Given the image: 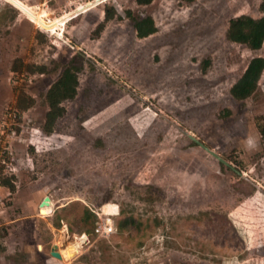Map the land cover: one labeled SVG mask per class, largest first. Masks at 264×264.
<instances>
[{
    "label": "rangeland",
    "instance_id": "obj_1",
    "mask_svg": "<svg viewBox=\"0 0 264 264\" xmlns=\"http://www.w3.org/2000/svg\"><path fill=\"white\" fill-rule=\"evenodd\" d=\"M22 1L48 14L0 0V264H264V71L231 93L264 44L227 37L262 0H99L58 23L96 0ZM75 54L77 94L48 132V90ZM20 96L34 99L21 113ZM79 235L77 257L52 255Z\"/></svg>",
    "mask_w": 264,
    "mask_h": 264
},
{
    "label": "trees",
    "instance_id": "obj_2",
    "mask_svg": "<svg viewBox=\"0 0 264 264\" xmlns=\"http://www.w3.org/2000/svg\"><path fill=\"white\" fill-rule=\"evenodd\" d=\"M139 4H149L153 0H136ZM262 15L254 17L249 14H242L230 20L227 30V37L231 41L242 43L249 48L259 50L264 44V0L260 4ZM106 18H113L115 9L113 6L107 5L105 7ZM104 24L101 23L97 28V33L101 31ZM138 35L146 37L156 31L155 22L152 17L136 19L135 22ZM80 54H75L70 61V64L65 67L58 79L52 84L47 93L48 103L50 109L46 114L45 130L52 131V127L56 119L62 114L64 108L61 106L63 100L73 98L77 94L78 76L77 71L81 67L79 61ZM14 71H21L22 67L19 65L13 66ZM264 71V57L256 55L251 58L247 68L241 77L231 87L232 95L237 99L248 98L258 87L259 80ZM34 102L33 98L20 96L17 100L16 108L21 113L22 110L30 107ZM258 127L264 135V122H258ZM12 186L10 183H4ZM92 214V212L90 211ZM94 215V214H93ZM125 215V214H124ZM120 227L124 228L128 223H134L133 216H123Z\"/></svg>",
    "mask_w": 264,
    "mask_h": 264
},
{
    "label": "bare ground",
    "instance_id": "obj_3",
    "mask_svg": "<svg viewBox=\"0 0 264 264\" xmlns=\"http://www.w3.org/2000/svg\"><path fill=\"white\" fill-rule=\"evenodd\" d=\"M10 1L12 3L16 4L18 7H20L25 13L31 15L33 17V19L38 24L43 23L44 22L43 18L48 14L45 9H42L40 12H37L36 10L29 7L22 0H10ZM98 1L99 0H96L95 2L90 1V2H87L84 4H78L75 9H72L71 11L69 10V12H66L63 16H60L59 18L55 19L54 22L55 23L64 22L67 18L71 17L72 15L78 13L79 11H81V10H83V9L93 5V4H96ZM85 240H86V235L76 236V239L72 240V241H65V238H61L57 242L58 250L61 252L62 257L65 260L69 261V260L77 257L82 252V248H83V244H84Z\"/></svg>",
    "mask_w": 264,
    "mask_h": 264
},
{
    "label": "water",
    "instance_id": "obj_4",
    "mask_svg": "<svg viewBox=\"0 0 264 264\" xmlns=\"http://www.w3.org/2000/svg\"><path fill=\"white\" fill-rule=\"evenodd\" d=\"M215 155H217L215 152H213ZM49 199L48 196H46L42 202H41V205L45 204V202ZM52 255L58 257V258H62V254L61 252L58 250V245L57 244H54L53 248H52Z\"/></svg>",
    "mask_w": 264,
    "mask_h": 264
},
{
    "label": "built area",
    "instance_id": "obj_5",
    "mask_svg": "<svg viewBox=\"0 0 264 264\" xmlns=\"http://www.w3.org/2000/svg\"><path fill=\"white\" fill-rule=\"evenodd\" d=\"M113 228H114L113 225H110L109 226V231H113Z\"/></svg>",
    "mask_w": 264,
    "mask_h": 264
}]
</instances>
